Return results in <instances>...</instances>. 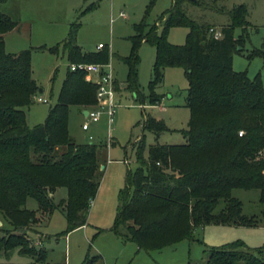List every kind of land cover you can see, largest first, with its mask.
<instances>
[{
    "label": "trees",
    "instance_id": "obj_1",
    "mask_svg": "<svg viewBox=\"0 0 264 264\" xmlns=\"http://www.w3.org/2000/svg\"><path fill=\"white\" fill-rule=\"evenodd\" d=\"M186 5L225 14L228 23L220 28L221 37H213L210 24L190 17ZM149 10L150 6L134 25L130 54L122 58L127 66L126 89L136 100L142 98L137 50L142 42L149 43L156 51L151 92L162 69L182 68L190 116L181 130L184 142L179 144H159L156 139L164 123L151 116L143 121V129L155 135V142L147 160L127 170L110 231L140 250L155 251L192 240L195 229L206 224L253 225L252 218L242 215L241 202L232 197V190L258 189L264 203V86L259 74L250 78L245 71L232 69L233 55L243 42L242 37H234V28L244 30L249 24L244 5L227 8L211 0H173L172 7L152 24L147 22ZM16 25L0 10V253L7 256L18 248L20 254L36 258L25 264H46L45 250L34 246L28 235L36 212L25 203L32 198L40 212L49 214L55 208L53 193L66 188V197L58 204L67 222L66 233L87 224L100 183L99 146L75 142L68 118L71 106L91 109L95 105L96 84L85 80L83 71L68 67L44 122L29 127L25 108L39 88L32 77L30 51H5L3 36ZM171 26L187 28L183 44L167 41ZM63 48L69 63L109 62L105 45L96 53L82 52L73 29ZM253 55L264 58V51L254 50L249 57ZM153 95L150 103L155 101ZM221 201L223 206L215 211ZM263 250L264 246L253 250L235 240L211 248L205 264H264ZM98 259L87 255L82 264Z\"/></svg>",
    "mask_w": 264,
    "mask_h": 264
},
{
    "label": "rangeland",
    "instance_id": "obj_2",
    "mask_svg": "<svg viewBox=\"0 0 264 264\" xmlns=\"http://www.w3.org/2000/svg\"><path fill=\"white\" fill-rule=\"evenodd\" d=\"M153 1L152 5L150 4ZM217 7L247 8L249 23L243 30L234 28V37H242L241 49L233 55L232 69L245 71L250 78L257 74L264 86V58L253 55L254 50L264 51V0H211ZM173 0H4L0 10L8 14L19 27L5 36V51L18 53L30 51L32 77L42 91L35 94L47 99L38 102L32 98L25 108L27 124H42L50 107L57 101L58 93L69 66L63 42L74 30V41L84 53H96L98 44L106 46L113 74L120 84L114 93L115 114L111 128L107 129L106 115L91 123L84 131L81 124L85 116L77 106L69 108L68 131L77 143L98 145L100 183L87 214V224L67 232V222L59 201L66 197V188L54 195L55 208L50 213L40 212L37 202L28 198L25 207L36 212L35 223L27 230L32 242L42 240L46 264H82L85 257L98 256L94 264H205L209 250L241 240L250 249L264 246V203L258 189H233L232 197L241 202L242 215L252 218L253 225L206 224L195 229L192 240H184L155 251H144L130 241H121L110 228L118 208V192L125 184L127 170H134L140 160H147L155 135L143 129L142 123L154 117L164 123L165 129L157 137L159 144L184 142L181 133L190 116L185 106L188 81L180 67H165L161 78L149 88L155 47L142 42L137 50V81L142 98L137 100L132 91L124 89L127 66L122 61L131 51L130 36L134 25L145 15L154 23L170 7ZM209 3V2H208ZM187 14L202 20L214 30L228 23V17L204 7L186 5ZM122 14L124 17L120 16ZM187 28L171 26L166 33L169 43L181 45L186 40ZM153 93L155 101L150 103ZM91 137V139H89ZM223 206L221 201L215 211ZM101 229V231H100ZM264 257V250H263ZM34 256L20 254L18 248L8 255L0 253V262L31 263ZM237 264H242L238 262Z\"/></svg>",
    "mask_w": 264,
    "mask_h": 264
},
{
    "label": "built area",
    "instance_id": "obj_3",
    "mask_svg": "<svg viewBox=\"0 0 264 264\" xmlns=\"http://www.w3.org/2000/svg\"><path fill=\"white\" fill-rule=\"evenodd\" d=\"M120 16L124 17L122 14ZM209 32L213 34L214 38H220L221 32L216 31L213 28L209 29ZM103 44H98L97 49H101ZM70 70H81L85 74V79L87 81L96 84L95 91V105L91 109H87V114L85 116L86 121L81 124L82 130H87L91 123H96L99 121L102 115H106L107 129L111 128L114 120L115 106L114 93H115V80L111 68V64L108 62L106 64H99L93 62H72L69 63ZM38 102H47V99L41 96L35 97ZM242 135V131L239 132ZM91 139V137H89ZM1 225V221H0ZM40 239L33 240L32 244L36 247H41Z\"/></svg>",
    "mask_w": 264,
    "mask_h": 264
},
{
    "label": "crops",
    "instance_id": "obj_4",
    "mask_svg": "<svg viewBox=\"0 0 264 264\" xmlns=\"http://www.w3.org/2000/svg\"><path fill=\"white\" fill-rule=\"evenodd\" d=\"M223 1H225V2H228V0H223ZM234 6H236V4H234ZM8 15V14H7ZM18 27H19V24H18V22H17V25L15 26V28L14 29H12L11 31H15V30H17L18 29ZM211 28H213V27H211ZM214 29V28H213ZM220 31V30H219ZM10 32V31H9ZM8 33V32H7ZM7 33H5L4 34V36H3V40H4V43H5V36L7 35ZM96 49H97V47H96ZM97 50H99V49H97ZM110 64H111V68H112V72H113V67H112V63L111 62H109ZM113 76H114V74H113ZM86 80V79H85ZM114 80H115V85H116V87H115V91H117V90H121L120 89V84L118 83V81L115 79V76H114ZM123 87H124V89H126V82L124 81L123 82ZM42 91V90H41ZM40 91V89H39V92H41ZM135 97V96H134ZM141 99V98H140ZM80 109V108H79ZM84 110H87V109H80V111H81V113L83 114V111ZM88 130V129H87ZM84 131H86V130H84ZM59 189V188H58ZM58 189L55 191V193H53V197H54V195L58 192ZM65 197H62L61 199H64ZM85 226V225H84ZM84 226H82V227H84ZM137 247V246H136Z\"/></svg>",
    "mask_w": 264,
    "mask_h": 264
},
{
    "label": "water",
    "instance_id": "obj_5",
    "mask_svg": "<svg viewBox=\"0 0 264 264\" xmlns=\"http://www.w3.org/2000/svg\"><path fill=\"white\" fill-rule=\"evenodd\" d=\"M40 91H41V89H40ZM86 114H87V110H84L83 115L86 116ZM100 167L103 168V166H100Z\"/></svg>",
    "mask_w": 264,
    "mask_h": 264
}]
</instances>
